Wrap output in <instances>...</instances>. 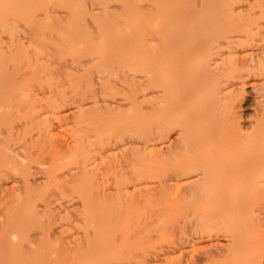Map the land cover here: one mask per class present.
I'll return each mask as SVG.
<instances>
[{"label":"bare ground","instance_id":"obj_1","mask_svg":"<svg viewBox=\"0 0 264 264\" xmlns=\"http://www.w3.org/2000/svg\"><path fill=\"white\" fill-rule=\"evenodd\" d=\"M4 1L5 0H1L0 4L5 3V7H9L7 8L8 11L12 6H18V11L16 10L17 6L15 7V10L17 11V15L15 16H19L20 21L18 23L21 22V24L23 23L22 25L24 27H28L30 36L27 35V37H30V39L29 41L27 40L28 44H26V42H22L21 40L18 42L15 40L13 41L14 43L16 42V45L13 44V49L16 46L14 50L15 55H11L12 46L9 45L8 48L10 49H6L8 52H5L4 50V52L0 51V53L2 52L0 57L2 54H4V58L7 57V53L10 58L11 56L13 58L15 57L14 60H10L11 62H8L9 58L4 59L1 57L4 59L5 65L6 62H8L9 65L14 66L13 69H19V76L17 75L18 77L16 79L14 77V80L12 79L10 83L4 81L7 73L4 74L5 76L3 75L4 77L1 76L6 67L2 69L3 72L0 71V79L2 80L3 78L4 82H0V87H6V89L4 88L5 92H0V102L2 103H0V107L4 108V104H6V108H9L10 110L11 108H17L18 105H21L22 109L24 110V106H29V109H33L35 106L34 103L31 105L32 102L30 99L32 98L27 97L31 95L29 94L31 91H34L33 88L43 85L42 88L45 87L46 89L44 90H48L49 94L51 95L47 101L48 104L46 103L49 105L51 113H55L59 109L61 103L66 98L65 95L67 96V90L68 94L72 96L75 95V97L77 96L81 99L83 98L82 101H85L91 97L93 99V106H91V103L90 105L88 104V106H91L90 109L92 110L96 109L93 111L100 112L105 104L102 105V108H100L101 105L99 104L100 107L98 105L99 97L97 96L98 100L93 98L96 96V85H99L98 87L99 90H101V94L108 97L118 96L122 101L120 103H124V105L121 104V106L126 109L122 110L120 104V107H114V105L112 108L104 107L107 111V117L97 114V119L93 120V122L96 121V123L100 122L102 124L101 120H103L105 125L110 127L109 131L112 134L114 133L116 139H120L122 136L127 135L132 139L139 138L142 140V142H137V144H143V147L138 144L140 148L135 147L133 151L139 154L140 152L138 151L142 152L141 148H143V154L146 156L145 158H148V164L144 166H146V171L149 173V175L158 170H165L167 173H170L169 178L165 181V183L160 184L161 186L165 187L166 190H171L172 188H175L176 190L182 188L183 190L186 187L187 190H189V187H191V189H195V187L204 189V185H216L218 187L222 186L224 188L231 187V189L229 188L228 192L230 191L229 193H231L233 197L235 196V204H237L239 200L242 199L240 202H242L244 205L243 206L240 203L239 205H234L232 202V207L236 206L233 209L234 213L232 212L235 216V221L237 218V221L239 219H243L245 222V219L248 216V218L250 217L251 222L256 225V228L258 227V229L263 232L262 228L264 229V223L261 221H263L264 216L262 217V220L260 217L262 216V209L264 210V202L257 203L258 205H263L262 208H258L260 212L259 214L258 209L255 210L257 213L254 211V208H257V204L256 206L253 204L250 205L246 201L248 204L247 207L252 206L250 208L251 213L249 212L251 214L250 215L248 212L246 213L244 209L245 201L243 200L246 199L244 198V194L246 195L247 193L244 192L241 194V192L244 190L240 189L241 192L239 190L238 191L241 195L238 194L239 197H236L238 192H235V189H232L236 186L235 184L241 183L239 184L240 186H238V188H243L241 186L244 185L248 192L250 190L252 192L253 189L248 190L250 186L253 188V186L258 185V189H260L259 186H263L264 184V0H20L21 2L18 0L20 3L15 0V5L13 3L14 0H6L11 1L7 2L8 5L6 4V1ZM9 3H11V5H9ZM2 6L4 7V5H0V11H2L0 12L2 13L0 14L1 17H4L5 14H15L13 12L15 11L13 10L14 7H12V9L7 13V10H5L6 12L3 11L5 8L2 9ZM43 10L44 14H42ZM39 11L40 15L37 13ZM3 12H5V14ZM41 14L43 15V19L36 20V17L38 18L39 15L40 18ZM14 21L15 20L13 19L11 23L7 18L4 28L6 26L7 27L5 29L0 27V31L6 33L5 31L8 30V26H10V29L15 28L13 27ZM21 29L23 28L21 27ZM28 31L27 33H29ZM7 32H9V30ZM14 34L16 35V33ZM41 55L47 56L46 60L44 56H42L44 61L40 60ZM12 61L13 64L16 62L17 67H15V64H10ZM63 61H69L71 65H69V63V67L65 66L64 64L62 65ZM58 63L59 65L61 64L60 67L65 66L64 68L67 67L68 69L71 68L73 70L71 71L66 69L67 72H61L60 79L65 77L64 81H66L64 82L65 85L62 86L56 84L60 82L59 80V82L55 81V78L59 77H56V74H59V71L56 67L62 70V67L60 68ZM8 69L9 67H7L5 72H7ZM13 69L12 72L15 73ZM54 70H56V72ZM53 72H55V75ZM10 76L12 78V73ZM92 79L95 80L92 81ZM60 83L64 84L62 82ZM117 86L120 87V89ZM245 87L246 89L251 90V93L255 97L253 104L254 108L252 110L253 114H251L247 120H245L246 118L243 116L241 104L245 94ZM7 88H11L12 91L9 89V93ZM54 94H57V98L52 97ZM84 97L87 98L84 99ZM78 101L80 100L78 99ZM83 104L86 103L84 102ZM83 108L84 105L82 104L78 106V110L81 112V114H83L85 109H87L86 112H90L88 111V108ZM7 109L3 110V114L6 113V111L7 113L9 112ZM35 110L36 108L33 109V111ZM86 112H84L83 117L86 116ZM92 113H90L91 119H94ZM104 113L106 114V112ZM3 114L0 116V118H3L2 122H6L11 112H9L8 116H4ZM15 114H17V112ZM19 114H13V117L17 119L23 118L25 114L27 115V113L24 114L22 112L23 117H21L22 115L18 117ZM95 114L96 113H94V116ZM26 118L28 119V117ZM26 118L23 119L26 120ZM61 118L62 117H60V119ZM9 120L6 123L10 122L12 118L10 121ZM63 120L64 118L60 120V123ZM84 120L86 119L84 118ZM42 121L45 122L44 118L40 121V123ZM20 122L22 123V121ZM63 122L65 124V121ZM21 123L20 125L23 124ZM9 124L10 123H8V125L5 124L6 129L9 128ZM45 124L43 125L46 127L47 125ZM33 125L35 126V124ZM85 126V128L88 127L87 124ZM35 128H37V126ZM97 128H100V126ZM2 129L3 132H5V129ZM2 129H0V131ZM9 129L11 130V128ZM88 129H91V126L90 128L88 127ZM94 129H96V127H94ZM96 132L97 130L95 133ZM86 133H88V131ZM94 134L88 136L93 138L92 135ZM3 135L4 134H1L0 136ZM17 136L19 137V134ZM85 136L87 137L86 134ZM18 137L16 138L14 136V139H18ZM26 138L28 139L27 135ZM92 138L90 140H92ZM99 138L96 139V141L98 140L97 143H99ZM14 139H10L9 141L6 140L7 142H5V147H0V175H2L1 173L3 170L5 171L6 167L9 166V171L10 166H12V172L17 171L21 176L26 178L28 176L26 162H19L17 160L18 162L16 161L9 163V161L6 160L7 157L10 158V154L7 153L9 152V143L14 141ZM78 140L79 145L76 149L78 150V154H71V156L65 158L62 165L71 163L73 161L75 163L78 162V164L80 162L83 163L87 158H89V154L86 151V147L84 145L85 143H83V137L80 136ZM24 141L27 140L23 139L19 141L18 144L21 142L24 143H21V145L28 143H25ZM101 141L102 142L100 143H104L103 139ZM109 141L111 142V140ZM0 143H2V141H0ZM89 143H91V141ZM97 143L95 142V144ZM18 144L16 145L15 143L16 147ZM29 146L30 145H25L24 149L29 150ZM20 148L22 150V147ZM70 149H74V147H71ZM110 149L112 150L113 148ZM134 152H132V154ZM15 156L13 155L12 158ZM16 157L18 158V156ZM16 157L14 159H17ZM60 157L63 156L61 155ZM60 157L58 156L57 158L59 159ZM26 158L27 161H29L30 157L27 156ZM45 159H47V157ZM61 159L62 158H60V161ZM43 165L46 166V164ZM36 166L39 167L36 170L39 171V169H42L40 165ZM53 167H55V165ZM53 167L52 170L49 171L48 176L50 183L52 180L54 181V179H56V175H54V173H56V169H59V167ZM77 167L80 168V165ZM139 167L143 166L141 165ZM67 168L69 167L67 166ZM212 169L218 171L219 174L220 172H225L226 174H222L221 177L217 179L212 177V175H209V171H212ZM84 171L79 172L81 175L84 174L83 176H86L84 178H87V175L85 174L89 170L85 173ZM58 173L59 177L61 175L60 173L64 174V172ZM76 173L78 172L76 171ZM36 174L37 173H35V175ZM127 174H129V172ZM140 174L141 172L139 175ZM194 174H196L198 178H192L191 176ZM119 176L117 175V177ZM132 176H134V174H132ZM137 176L138 175H136V177ZM59 177L57 174V179ZM81 177L76 185L73 184L75 186L72 188L73 191L77 192L81 200V209L79 208L80 206L76 208V210L79 209L78 216L80 218L79 221L76 222L80 224L79 232H81V237L78 239L74 249L70 248L71 250L69 249V251L66 248L67 245L64 243V241L62 242L61 239L54 240L52 238L53 236L50 238H52L54 241H51L49 236L52 234L48 236L45 234L47 231L46 229L48 228L47 227L45 229V227L49 226L45 225L47 224L45 222L46 220H52V216L50 218L51 210L47 207V205H49L47 202L50 203L49 201L51 198L50 200H48V198L50 197L49 195L52 196V192L54 194V191H51L52 189H48L49 192L47 193L51 192V194H48V196L42 199L41 193L37 192V189H34L36 186L32 188L29 186L28 182H26L27 185L25 184L26 188L23 195H19V193H17L18 196L16 197L14 195V198L11 196L13 200L11 202L8 201L10 204L6 202V204H4V208H1L3 211L0 210L1 213H3V215L1 214L3 218L0 222V264H133L134 262V264H150L147 262V258H145L146 256H141L142 258L144 257L142 259L139 257V254L137 255V253L140 251L144 252L147 242L152 243L148 240V238L151 239L149 237L151 235L150 233H152L153 230L155 231V229L153 226L150 228V225L156 224L157 226L159 222L165 221H169L170 223V221H172L171 219L174 217L176 219H174L175 222H179H177L178 225H173L172 222L168 224L170 227L166 225L167 228L165 230V224L163 225V223H160V226L162 225V227H164V229L162 228L163 231L161 230L162 232L159 231L160 226L158 225L159 227L157 228L159 229L156 231L160 232V234L157 236L161 235L163 237L167 235L169 231L172 232L171 230L176 232V230H174L176 229L175 226L180 227V224H182V229H185V224H188L189 221H192L188 220L190 215L194 216L193 223L191 222L193 225H190L191 227L189 231L185 229L186 232L182 231L180 227L179 234L182 238H179L181 240L178 246H180V253L187 254L185 245H189V243L192 244V259L194 260H191L193 263L187 260H181L180 263L177 264H183L184 262H189L191 264H201L202 258H200V256L203 257V255H205L206 257L203 258H206L207 260H215L212 258H214V256L216 258V256L219 255L218 253L217 255L212 253V248L220 247L219 243L214 244L211 242V244L209 243L208 246L202 247L204 245H202L201 242L204 241L205 237V239L208 238L207 241L210 240V238L213 239L212 234L218 233L220 230L215 233L210 232L213 231V229L216 231L217 228L215 229L216 226H214V223L216 224L217 222L212 220L213 217L211 219L212 215L210 216L209 214V216H207V213L204 214L206 207L200 206L198 204V200H196L198 202H191L189 205H186L188 200L189 202L194 200L191 199L194 198V196L192 197L193 194H190L191 197L188 195L187 198L186 196L182 198V196L179 195L180 198H176L179 203L175 202L174 204H177V206L174 208L172 207L171 211L167 214L164 213L163 205V208L161 207L162 210H160L161 208L158 210L160 212L163 211L162 214H164L161 215V213L158 212L155 217V219L157 218L156 221L154 223H150L147 219H144L143 221L140 220L142 218V214L145 215L147 209L144 207L145 213H143L144 210L140 211L138 208H136L135 204H138L137 200H135L133 196L127 195V192L125 194L121 186H116L115 191L113 192L114 194L110 192L113 194V198H111L112 194L110 193L109 195H106V193L103 194V197L111 195L109 199H107L108 197L106 199L102 198L100 194L99 196L101 197H98L97 203H94L92 200L97 196V193L95 194L94 192L95 188L93 190L94 193L92 192V194H95L96 196L93 195V199L91 200L89 195L91 192L89 189L87 192L90 193H85V183L88 179H85L84 182ZM62 178L65 179V177ZM72 178L70 176V179ZM140 178L142 177H139V179ZM70 179L68 180L71 181ZM78 179L79 176L75 180L78 181ZM128 179H130V177ZM19 181L20 180H18V182ZM71 182H74V180ZM31 183L34 184V182ZM67 183L65 184L67 185ZM93 183L95 184V180L92 182V184ZM123 183H125L124 180ZM18 184L16 185L17 187ZM233 185L234 187L232 188ZM19 186H21V184ZM61 186L62 185H60V187L58 186V188L63 189V186ZM193 186L194 188H192ZM38 187H40V184ZM100 187L101 185L97 188L100 190ZM163 187H161L162 191L164 189ZM197 188L194 190L196 193H198L197 191L199 190ZM175 189L174 191H176ZM55 192H57V195L60 194L58 191ZM178 192H181V190H178ZM219 192L220 191L218 190V193ZM55 194L53 197L56 196ZM62 194L65 196L60 194V197L58 198L63 196L62 200L63 198L65 200V197H67L66 195L69 193L67 194L65 189V192ZM142 195H144V193ZM126 196H131L134 201H136V203L133 204L131 202H127V200L129 201V198L126 199ZM134 196L136 195L134 194ZM224 196L226 198V195ZM248 196L246 195L247 198ZM141 197L143 198V196ZM200 197L202 198V196ZM253 197H255V195ZM41 199L42 201H46V207L49 209L48 210L45 207L46 210L43 213L41 210H39L40 208H38L40 206L37 207V203ZM53 199L54 201H57L55 198ZM176 199L174 201H177ZM180 200H183V203L182 201L180 202ZM200 200L203 201L204 198ZM229 200L231 201L232 199ZM44 201L43 203H45ZM207 203H209V201ZM218 204L222 206L221 203L217 202L216 205ZM226 204L227 202L223 205L224 208L222 207L223 210H226L225 212L231 208L230 203H228L229 208L225 206ZM142 207L143 206H141V209H143ZM207 208H210V212L211 206H208ZM65 209H67V207ZM164 209L168 210V207H165ZM216 211H213V216H221L219 215V210ZM231 211L232 210H230L229 214ZM253 213H255V215ZM262 214L264 215V213ZM73 216L75 217V214H73ZM176 216L179 217L176 218ZM146 217L143 216V218ZM227 218H229V215ZM43 219H45V222ZM229 219H231V217ZM251 222L246 223V226ZM53 223L55 222L53 221ZM239 224H241V221ZM171 225H173L172 229ZM51 226L52 225H50V227ZM226 227L227 226H225L226 231L224 236L228 238L226 235L229 234V237L231 238L227 239L228 241L230 240L231 244L229 245L228 242V245L226 246L227 248L224 247L226 248L225 251L229 253L227 258L231 254V257L241 255L240 253L242 252L244 246L247 247L246 251L248 248H251V246H253V249L255 250L258 243H260L257 242V244H255L256 241H258L255 239L257 234L255 233L256 236L254 237V232H250L254 237V240H252L253 237H250L251 241H248L249 245H251V242L253 244L248 247L249 245H246L248 242H243L240 236L236 234L237 232L233 233V231H230V233H227V231L229 232L231 229V226H228L227 229ZM234 228L237 227L234 226ZM44 229L46 231H44ZM177 230L179 231L178 227ZM35 231H37V233L40 231V233L37 235ZM203 232H205V237L203 236ZM210 233L211 236L209 235ZM181 234H186V237H183ZM238 234H240V232H238ZM244 234L245 233H243V235ZM169 235L171 237V233ZM56 236L59 235L57 234ZM175 238L178 239L177 236ZM243 238L245 239L244 236ZM170 241L174 242L172 240ZM197 243H201V246L199 247L198 245V248L195 246ZM71 244L72 243H70V245ZM176 244L178 243L176 242ZM246 247H244V249ZM152 248L154 249L153 246ZM205 248V253L200 251L205 250ZM198 250L204 254L200 255V252L197 253L200 256L194 254L195 251L198 252ZM155 253L157 252L155 251ZM242 253H244V250ZM194 255H196V257H194ZM220 255L222 257L226 254H221L220 252ZM239 257L241 259L242 256ZM134 258H136V260ZM206 259H203V261ZM221 259L222 258H220V260ZM247 261L248 260H246V262ZM238 262L239 264L244 263H242V259H238L237 263ZM248 263L257 264L256 262ZM260 263L264 264L262 261ZM233 264H236V262Z\"/></svg>","mask_w":264,"mask_h":264},{"label":"rangeland","instance_id":"obj_2","mask_svg":"<svg viewBox=\"0 0 264 264\" xmlns=\"http://www.w3.org/2000/svg\"><path fill=\"white\" fill-rule=\"evenodd\" d=\"M1 1V0H0ZM3 1V0H2ZM6 1V0H5ZM4 1V2H5ZM16 1H18V0H16ZM20 1V0H19ZM18 1V2H19ZM22 1V0H21ZM20 1V2H21ZM7 2H11V1H6V4L8 5V3ZM19 2V3H20ZM14 5H15V0H14ZM3 5H4V7L2 6L1 8L2 9H4L3 11H5V10H7V8H9V7H5V3H2ZM2 4H0V5H2ZM6 5V6H7ZM9 5H11V3H9ZM17 6V5H16ZM15 6V7H16ZM12 7H14V6H12ZM12 7H11V9H12ZM15 7L13 8V10H15ZM10 9V10H11ZM18 9V6H17V8H16V10ZM9 10V11H10ZM13 11L15 14H13V15H11V14H9V15H6L5 14V12H3L5 15H4V17L2 16H0V27H3V29H5L4 28V26L6 25V21H7V18H8V21L10 20V22L12 23V20L14 19L15 21H14V24H13V27H15V28H13V29H10V26H8L9 28H8V30H9V32H7V31H5V30H3V31H5L6 33H4V32H1L0 31V41H2V42H0V48L2 47V46H4V47H2L1 49H0V51H5V52H8V51H6V49H10V48H8L9 46H12V49H13V47H14V45L13 44H15L13 41L15 40V41H19V40H21L22 42H26V44H28V41H29V39H30V37L28 38L27 37V35H29L30 34V32L28 31V27H24L22 24H21V22L20 23H18L20 20H19V16L18 17H16L15 15H17V11ZM20 10V9H19ZM8 10H7V13L9 12ZM0 12H2V11H0ZM38 14L40 13V11L39 12H37ZM0 14H2V13H0ZM42 14H44V10H43V13ZM41 14V16H40V18H39V15H38V18L36 17V20H41V19H43V15ZM60 17V16H59ZM10 18V19H9ZM35 20V21H36ZM17 21V22H16ZM8 23V22H7ZM10 23V24H11ZM9 24V25H10ZM17 24V25H16ZM20 24V25H19ZM22 25V26H21ZM28 26V25H27ZM21 27L23 28V29H21ZM12 28V27H11ZM30 28V27H29ZM26 29H27V31L29 32V33H27V31H26ZM31 29V28H30ZM25 30V31H24ZM14 33H16V35L14 34ZM16 36V37H15ZM25 36H26V38H25ZM30 36V35H29ZM13 37V38H12ZM7 38V39H6ZM13 39V40H12ZM28 40V41H27ZM9 45V46H8ZM16 45V44H15ZM15 48H16V46H15ZM15 48L12 50L11 49V51H12V54L11 55H15ZM44 48V47H43ZM43 50H45V49H43ZM3 51V52H4ZM46 51L48 52V50L46 49ZM2 53V52H1ZM1 53H0V55H1ZM3 55L4 54H2V56L1 57H3ZM10 55V56H11ZM47 55V54H46ZM7 57H5V58H9V60H8V62H11L10 60L12 59V60H14V58L11 56V58L8 56V53H7V55H6ZM42 56H44L45 57V60H46V57L47 56H45V55H41V57H40V60H43L44 58H42ZM0 57V71L1 72H3L2 71V69H4L5 67V70H4V72H3V74L1 75L2 77H4L5 75L4 74H6V76H5V82H8V83H10V81L13 79L14 80V77H15V79L19 76L18 74H19V69L17 68H15V69H13V67L14 66H12V65H9V63L8 62H6V60H5V62H6V65L4 64V59L3 58H1ZM42 58V59H41ZM44 61V60H43ZM66 62V61H65ZM64 61L62 62V65L64 64L65 66H68V63H69V65H71L70 64V62L69 61H67L66 63H65ZM10 64H13V61H12V63H10ZM14 64H15V67H17V64H16V62H14ZM13 64V65H14ZM67 64V65H66ZM58 65H59V63H58ZM57 65V66H58ZM61 65V64H60ZM60 65H59V67H60ZM2 66V67H1ZM64 66V67H65ZM7 67H9V69H8V71L7 72H5L6 70H7ZM62 67V70L61 69H58V67H56L57 68V70L59 71V74L57 73L56 74V77H58V78H55V81H60V82H62V83H64V82H66V81H64L65 79V77L63 78V79H60L61 77V72L62 71H64V72H67V70H71V71H73L71 68L70 69H68L67 67L66 68H64L63 66H61ZM60 67V68H61ZM69 67V66H68ZM12 69L14 70V72L15 73H13L12 72ZM67 69V70H66ZM55 72H56V70H54ZM1 72H0V74H1ZM55 72H53L54 73V75H55ZM12 73V78H11V76H10V74ZM9 74V75H8ZM4 75V76H3ZM14 75H16V76H14ZM18 75V76H17ZM9 76H10V80H9ZM1 77V78H2ZM62 77H63V75H62ZM63 80V81H62ZM95 80V79H94ZM93 79H92V81H94ZM58 81V82H59ZM0 82L2 83L3 82V78H2V80L0 79ZM45 82V81H44ZM56 83L57 85H65V83L64 84H61V83ZM4 83V82H3ZM43 86V85H42ZM42 86H36L35 88H33V92L31 91L29 94H31V95H27L28 97L27 98H29V97H31L32 99H30L31 100V102H32V104L31 105H33V103H34V108H36V110L35 111H33V109L32 108H30L29 109V106H27V107H23V108H25V110L24 109H22V106L21 105H18L17 106V108H11V110L8 108H6V104H4L3 106H4V108L3 107H0V113H2L3 114V110H8L9 112H11V114H9V112L7 113V111H6V113H4L3 115L5 116V115H7L8 116V114L11 116H8V119L6 120V122L10 119L11 120V118H12V120L10 121V122H8V123H10L9 124V128H11V130L13 131H11L9 128H7L8 129V131H7V129H6V125L5 124H7L8 125V123H6V122H2V119L0 118V121H1V123H0V129H2V128H4L5 130V132H3V129L0 131L1 132V134H4L3 136H0V141H2V143H0V147H5V142H7V141H9L10 139H14V136L17 138L18 136V134H19V137H18V139H14V141H11L9 144H10V146H9V144H8V146H9V152H12V153H9V152H7V150H6V152L8 153V154H10V155H16V156H18V158L17 159H14V158H12V156H10L9 155V157L10 158H12V159H10V158H6V160H8L9 161V163H11V162H16L17 160L19 161V162H26V170H27V172H28V176L26 177V178H24L23 176H21L20 175V173L19 172H15V171H13L12 172V166H10V170L8 171V169H9V166L8 167H6L5 168V171L3 170V172L1 173L2 175H0V183L2 184H0V210H2L1 208H4V204H6V202H11L12 200H13V195L16 197V196H18L17 195V193H19V195H23V193L25 192L24 190H25V188H26V185H27V183L26 182H28V184H29V186L30 187H32V188H34L35 186L37 187H35L34 189H37L38 191L37 192H40L41 193V197H42V199L43 198H45L46 196H48V194H51V192L50 193H47V192H49V190H51V191H54V194L56 195V196H54L53 197V192H52V196L51 195H49L50 197L48 198V200H50V198H51V200L49 201L50 203H48L47 202V204H49V205H47V207L51 210V212H50V218H51V216H52V220L50 219L49 221H50V223H49V221L48 220H46V222H45V219H43L44 220V222L45 223H47V224H45V225H49V226H46L45 227V229L47 230H45L44 229V231H46V235L48 236V235H51V236H49V238L50 237H52L54 240H59V239H61V241L63 242L64 241V243H66V248L69 250L70 248H73L74 249V247H75V245L77 244V242H78V239L81 237V232H79L80 231V229H79V226H80V224H78L77 222L79 221V209H77L76 210V208H78L79 206H80V203H81V200H80V198H79V195L77 194V192L76 191H73L72 190V188H74V186L79 182V180H80V177L84 180V182H85V179H88V180H86V183H87V185H86V183H85V193H90L89 195H90V197H91V200L93 199V195H95L96 193H97V196H96V198L94 197V199H95V201H94V199L92 200L94 203L96 202L97 203V199H98V197L100 198L101 196H102V198H104V199H106L107 197V199H109V197L111 196H104L103 197V194L104 193H106V195H109V193L110 192H114L115 191V188H116V186H121V188H123V191H124V193L126 194V192L128 193L127 195H131V196H133V198L135 199V200H137V203L138 204H135L136 203V201H134V199L131 197V196H126L127 198L126 199H128L129 198V201L127 200V202H131V203H133V204H135V206H136V208H138L140 211L142 210H144L145 208L147 209L146 210V213H145V210L143 211V213H145V215H143L142 213V218L140 219L141 221H143L144 219H147L150 223H154L155 221H156V219H155V217H156V214L158 213V212H160L158 209L159 208H161L163 205V207L165 208V207H168V210L166 209H164L163 207V210H164V213L165 214H167V213H169L170 211H171V208L173 207H176L177 206V204H174L175 202L176 203H179L178 202V198H180L179 197V195L180 196H182V198L183 197H185L186 196V198H187V196L189 195L190 197H191V195L190 194H193L192 195V197L194 196V198H191V199H194L193 201H190L189 202V200L187 201V204L186 205H189L191 202H198V204L200 205V206H205L206 207V209L205 210H208V211H205L204 210V214L205 213H207V216H209V214H210V216H211V219H212V217H213V219L212 220H214L215 222H217L216 224L214 223V226H216L215 227V229H216V231H214V229H213V231H210V232H213V233H215V232H218L219 230H220V232H218V233H215V234H212L213 235V239L212 238H210V240H208L207 241V239H205L206 237H205V232H203V236L205 237L204 238V241L203 242H201L202 243V245H204V246H202V247H206V246H208L209 245V243L211 244V242L212 243H219L220 244V247H218V248H212L211 250H212V253L213 254H216L217 255V253L220 255V252H221V254H226L224 257L222 256L221 257V255L219 256H216V258H215V256H214V258H212V259H215V260H207L206 258H203V257H206L205 255H203V257H201L200 255H202V254H204L205 252H206V248H205V250H200L201 252H204V253H201L199 250H198V252L197 251H195V253L194 254H197V253H199L200 252V255H198V256H200V258H202V263L201 264H221V262H222V264H233V263H235L236 262V264H239V262L237 263V261H238V259L239 260H241L242 259V263L244 262V263H248V262H256L257 264H259L261 261L264 263V229L262 228V230H263V232L260 230V229H258V227L256 228V225L253 223V222H251V220H250V217L248 218V216H247V218L245 219V222H244V220H243V222H242V220L241 219H239L240 221H241V224H239V222L237 221V218H236V221H235V216L233 215V213H234V211H233V209H234V207H236V206H234V207H232L233 206V203H234V205H239V203L240 204H242V202H240V200H242V199H240L239 200V202L237 203V204H235V200H234V197H233V195H231V193H229L228 192V190H229V188L231 189V187H229V188H224V187H222V186H220V187H218V186H216V185H204V189L202 188V189H199V187L197 188V187H195V189H191V187H189L188 189L189 190H187L186 188H184L183 190H182V188L181 189H178L179 191L181 190V192H178V190H176L175 188H172L171 190L170 189H167L166 190V188L165 187H163V186H161L160 184H162V183H165V181L169 178V176H170V173H167L165 170H158V171H155L154 173H152V174H150L149 175V173L146 171L147 169H146V166H144V165H147L148 164V158H145L146 156L143 154V148H141L142 149V152L141 151H138V152H140L139 154H137V152H134L133 151V149L135 148V147H137V148H140V146H142L143 147V144L141 145V144H139L140 142H142V140H140L139 138H131V137H129V136H127V135H124V136H122V138H120V139H116L115 138V135H114V133L112 134L110 131H109V129H110V127L109 126H107V125H105V122L103 121V120H101V122H102V124L99 122V123H96V121L95 122H93V120H96L97 118H96V115L97 114H101V115H104L105 117H107V111L105 110V108H112L113 107V105H114V107H118L119 106V104H120V106H121V104L122 105H124V103H120V102H122L120 99H119V97L117 96H105V95H103V94H101V90H99V85L97 86L96 85V96H94L93 98L95 99V100H98V98H97V96L99 97V100H98V105L100 104L101 105V107H100V105H99V107L100 108H102L103 106L102 105H104V107L101 109V111L100 112H97V111H93V110H96V109H90L91 108V106H93L92 104H93V99L91 98V97H89V96H87V97H89V99H86L85 97H84V99H86L85 101H82L83 100V98L81 99L80 97H75V95L74 96H72V95H70V94H68V90L66 91L67 93V96L65 95V99H64V101L61 103V105H60V107H59V109L55 112V113H51L50 112V107H49V105H47L48 103H47V101H48V99H49V97H51V95L49 94V92H48V90H44V89H46L45 87L44 88H42ZM118 87V86H117ZM4 88L6 89V87H0V92H5L4 91ZM119 89H120V87H118ZM9 89H11V88H7V90H8V92H9ZM6 90V91H7ZM38 90V91H37ZM247 90V91H246ZM11 91H12V89H11ZM44 91V92H43ZM100 92V93H99ZM7 93V92H6ZM10 93V92H9ZM43 93V94H42ZM69 95V96H68ZM12 96V95H11ZM15 96V95H14ZM245 96V97H244ZM244 96H243V101H242V109H243V116L246 118L245 120H247L250 116H251V114H253V112H252V110H253V108H254V101H255V97H254V95L251 93V90H249V89H246V87H245V94H244ZM13 97V96H12ZM52 97H54V98H57V94L55 95L54 94V96H52ZM73 97V98H72ZM78 99L80 100V101H78ZM102 101H101V100ZM109 101H108V100ZM76 100V101H75ZM106 100H107V102H106ZM72 101V102H71ZM87 101V102H86ZM92 101V102H91ZM112 101H114V102H112ZM74 102V103H73ZM86 103V104H83V103ZM1 103V102H0ZM47 103V104H46ZM90 103H91V106L89 107L88 106V104L90 105ZM2 104V103H1ZM1 104H0V106H1ZM46 104V105H45ZM80 104H82V105H84V108L83 109H85V108H88V111H90V112H86L87 111V109H85L84 111H83V114H84V112H86L85 113V117H83L84 115L83 114H81V112H79V110H78V106L80 105ZM107 104V105H106ZM43 105H44V107H43ZM86 105V106H85ZM109 105V106H108ZM116 105V106H115ZM76 106H77V108H76ZM108 106V107H107ZM119 106V107H120ZM15 107V106H14ZM6 108V109H5ZM14 109H15V112H14ZM17 109V110H16ZM18 109H19V113H21V114H19L18 113ZM22 109V110H21ZM121 109L122 110H125L126 108H123L122 106H121ZM25 114V113H27V115L25 114L24 115V117H23V115H22V112ZM24 110V111H23ZM48 110V111H47ZM33 113H32V112ZM13 112V113H12ZM17 112V114H19L18 115V117H20V115H22L21 117H23V118H26V117H28V119L26 118V120H24L23 118H15V117H13L14 115H17V114H15ZM59 112V113H58ZM75 112V113H74ZM93 112V113H92ZM104 112H106V114L104 113ZM39 113H41V114H39ZM44 113V114H43ZM63 113V114H62ZM90 113H92L93 115V118L94 119H91V114ZM94 113H96L95 114V116H94ZM2 114H0V116L2 115ZM14 114V115H13ZM75 114V115H74ZM39 115V116H38ZM6 116V117H7ZM30 116V117H29ZM38 116V117H37ZM62 117V118H64V120L63 121H65V124H64V122L62 121L61 123H60V120H62V118L60 119V117ZM64 116V117H63ZM73 116V117H72ZM87 116H89V117H87ZM10 117V118H9ZM17 117V116H16ZM87 117V118H86ZM13 118H15V119H13ZM44 118V120H45V122L44 121H42L41 123H40V121L42 120ZM84 118L86 119V120H84ZM22 119V120H21ZM32 119V120H31ZM41 119V120H40ZM92 120V123H91V120ZM34 120H35V122H34ZM90 121V122H88V121ZM20 121H22V123L20 122ZM82 121H84V122H82ZM105 121H106V119H105ZM82 122V123H81ZM88 122V123H87ZM20 123L22 124V125H20ZM46 123V124H45ZM72 123V124H71ZM78 123V124H77ZM33 124H35V126L33 125ZM43 124H45V125H47L46 127L43 125ZM87 124V126L90 128V126H91V129H88V127L87 128H85L86 125ZM3 125H5V126H3ZM71 125V126H70ZM75 125V126H74ZM92 125H94V126H92ZM97 125V126H96ZM100 126V128H97V127H99ZM26 126H27V128H26ZM37 126V128H35ZM85 126V127H84ZM16 127V128H15ZM78 127V128H77ZM81 127V128H80ZM94 127H96V129H94ZM44 128H47V129H44ZM80 128V129H79ZM85 128V129H84ZM43 129H44V131H43ZM49 129V130H48ZM79 129V130H78ZM100 129V130H99ZM20 130V131H19ZM39 130V131H38ZM46 130V131H45ZM97 130V132L95 133V131ZM28 131V132H27ZM30 131V132H29ZM38 131V132H37ZM85 131V132H84ZM88 131V133H86ZM3 132V133H2ZM84 133V135H83V133ZM101 132V133H100ZM105 132H106V134H105ZM36 133V134H35ZM46 133V134H45ZM53 133V134H52ZM95 133V134H94ZM0 134V135H1ZM10 134V135H9ZM85 134L87 135V137L85 136ZM91 134H94V135H92L93 136V138L92 137H90L91 136ZM105 134V135H104ZM13 135V136H12ZM26 135H27V137H28V139L26 138ZM29 135V136H28ZM88 135H90V136H88ZM99 135V136H98ZM10 136V137H9ZM80 136H82L83 137V139H84V142L83 143H85L84 145H85V147H86V151L88 152V157L89 158H87L83 163H81L79 160V164H78V162H71V163H68V164H64V165H62V163H64V159L65 158H68L69 156H71V154H73V155H75V154H78L77 152H78V150H76L77 149V146L79 145L78 143H79V137ZM9 137V138H8ZM11 137H13V138H11ZM43 137V138H42ZM50 137H54V138H50ZM57 139H56V138ZM100 137V138H99ZM105 137V138H104ZM113 139H112V138ZM26 138V139H25ZM32 138V139H31ZM34 138V139H33ZM42 138V139H41ZM50 138V139H49ZM92 138V140H90ZM99 138V143H97L98 142V140L96 141V139H98ZM111 138V139H110ZM3 139H4V141H3ZM27 140V141H24L25 143L26 142H28L27 144H25V145H30L29 147H30V149L29 150H25L24 149V147H25V145H23L24 143L23 142H21V143H23L22 145H21V143H19L18 144V142L19 141H21V140ZM38 139H40V140H38ZM54 139V140H53ZM68 139H69V141H70V143H69V141H68ZM76 139V140H75ZM103 139V142L104 143H100V142H102L101 140ZM105 139H107V140H105ZM7 140V141H6ZM19 140V141H18ZM33 140V141H32ZM109 140H111V142L109 141ZM134 140V141H133ZM17 141V142H16ZM30 141V142H29ZM91 141V143H89ZM136 141V142H135ZM33 142H35V143H33ZM41 142V143H40ZM51 142V143H50ZM56 142H57V144H56ZM93 142V143H92ZM95 142L97 143V144H95ZM129 142H130V144H129ZM133 142V143H132ZM135 142V143H134ZM137 142H139L138 144L140 145V146H138V144H137ZM15 143H16V145L18 144V146L16 147V145H15ZM40 143V144H39ZM103 144V145H102ZM106 144V145H105ZM116 144V145H115ZM133 144V145H132ZM137 144V145H136ZM14 145V146H13ZM21 145V146H20ZM73 145V146H72ZM109 145V146H108ZM132 145V146H131ZM22 147V150H21V148L20 147ZM58 148H57V147ZM61 146V147H60ZM65 146V147H64ZM70 146V147H69ZM115 146V147H114ZM123 146V147H122ZM67 147V148H66ZM71 147H74V149H70ZM96 147V148H95ZM99 147V148H98ZM110 148H113L112 150L110 149ZM117 148V149H116ZM136 148V149H137ZM12 149V150H11ZM34 149V150H33ZM49 149H51V150H49ZM89 149V150H88ZM93 149V150H92ZM95 149V150H94ZM114 149H116V150H114ZM127 149V150H126ZM11 150V151H10ZM18 150V151H17ZM20 150V151H19ZM37 150V151H36ZM58 150V151H57ZM65 152H63V151ZM131 150H132V152H134L133 154H132V152H131ZM14 151V152H13ZM33 151H34V153H33ZM51 151V152H50ZM61 151V152H60ZM69 151H70V153H69ZM111 151V152H110ZM22 152H24V153H22ZM48 152H49V154H48ZM100 152V153H99ZM128 152H130V153H128ZM14 153H16V154H14ZM52 153V154H51ZM127 153V154H126ZM137 155H136V154ZM7 154V155H8ZM20 156H19V155ZM34 154V155H33ZM46 154H48L47 156H45ZM63 156V157H60L61 155ZM128 154H130V155H128ZM31 155V156H30ZM64 155H65V157H64ZM110 155V156H109ZM119 155V156H118ZM122 155H123V158H122ZM30 157V159H29V161H27V158L26 157ZM44 156V157H43ZM60 157V158H62L61 159V161H60V158L58 159L57 157ZM107 156V157H106ZM144 158H142V157ZM47 157V159H45ZM32 158V159H31ZM77 158V157H76ZM91 158V159H90ZM122 158V159H121ZM133 158V159H132ZM21 159H25L24 161L23 160H21ZM37 159V160H36ZM50 159V160H49ZM57 159V160H56ZM121 159V160H120ZM45 160V161H44ZM59 160V161H58ZM97 160V161H96ZM103 160V161H102ZM17 161V162H18ZM41 161V162H40ZM44 163H43V162ZM53 161V162H52ZM57 161H58V164H57ZM125 161H127V162H125ZM37 162H38V164H37ZM120 162V163H119ZM124 162V163H123ZM52 163V164H51ZM126 163V164H125ZM43 164H46V166H47V168H46V166L45 165H42ZM56 164H57V166H56ZM92 164V165H91ZM36 165H40V167L42 168L41 170L39 169V171L38 170H36V169H38L39 167L38 166H36ZM55 165V167H53ZM62 165V166H61ZM79 166L80 165V168L79 167H77V166ZM117 165V166H116ZM124 165V166H123ZM143 166V167H139V166ZM35 166V167H34ZM67 166L69 167V168H67ZM77 167V168H75V167ZM33 167V168H32ZM52 167L53 168H57V167H59V169H56V173H54V175H56V179H54V181L52 180V182L50 183L49 182V179H48V176H49V171H51L52 170ZM65 167V168H64ZM75 169H74V168ZM90 167H91V169H90ZM92 167H93V169H92ZM117 167V168H116ZM145 167V168H144ZM31 168V169H30ZM61 168V169H60ZM73 168V169H72ZM87 170H86V169ZM125 168V169H124ZM132 168H134V169H132ZM63 169V170H62ZM102 169V170H101ZM129 171H128V170ZM138 169V170H137ZM32 170V171H31ZM35 170V171H34ZM67 170V171H66ZM74 170H75V172H74ZM85 170V171H84ZM89 170V171H88ZM92 170H93V172H92ZM108 170V171H107ZM118 170H119V172H118ZM229 170V169H228ZM7 171V172H6ZM30 171V172H29ZM76 171L79 173H76ZM81 171H84V173L86 172V171H88V172H90V173H88V172H86V174L85 175H87V178H84V177H86V176H83V175H81V173L80 172ZM103 171V172H102ZM121 171V172H120ZM31 172H32V175H31ZM58 172H64V174L63 173H60L61 175H60V177H59V173ZM93 174H92V173ZM109 172H110V174H109ZM129 172V174H127ZM141 172V174L139 175V173ZM232 172V171H231ZM247 172V171H246ZM35 173H40V174H36L35 175ZM83 173V172H82ZM249 173H250V171H249ZM42 174H44V175H42ZM57 174H58V179H57ZM132 174H134V176H135V178H134V176H132ZM222 174H226L225 172L224 173H222V172H220V174H219V172L218 171H216L215 169H212V171L210 170L209 171V175H212V177H215V178H219V177H221V175ZM254 174V173H253ZM35 175V176H34ZM68 175H70L71 176V178L72 179H70V176H68ZM73 175H75V176H73ZM95 175V176H94ZM103 175H104V178H103ZM117 175L119 176V177H117ZM126 175H128L129 177H130V179H128L129 177L128 176H126ZM136 175H138L137 177H138V179H139V177H142V178H140L139 180L137 179V177H136ZM142 175V176H141ZM143 175H144V177H143ZM146 175V176H145ZM209 175H208V178H209ZM16 176H18V177H16ZM65 177V179L64 178H62V177ZM78 176H79V179H78V181L77 180H75V179H77L78 178ZM255 176V175H254ZM35 177V178H34ZM41 177V178H40ZM192 178L193 177H197V175L196 174H194V175H192L191 176ZM17 178V179H16ZM19 178V179H18ZM23 178V179H22ZM32 178V179H31ZM34 178V179H33ZM90 178V179H89ZM198 178V177H197ZM197 178H194V179H197ZM64 179V180H63ZM68 179H70L71 181L72 180H74V182H71V181H69ZM99 181H98V180ZM131 179H132V181H131ZM2 180V181H1ZM4 180V181H3ZM18 180H20L19 182H18ZM29 180V181H28ZM68 180V181H67ZM94 180H95V184H94V187H93V184H92V182H94ZM123 180H124V182L125 183H123ZM130 180V181H129ZM51 181V180H50ZM66 181V182H65ZM89 181H91V182H89ZM221 181V180H220ZM31 182H34V184L33 183H31ZM36 182V183H35ZM64 184H63V183ZM68 182V183H67ZM69 182H70V185H69ZM88 182H89V184H90V187H89V184H88ZM99 182V183H98ZM102 182V183H101ZM123 183V186H122V183ZM19 183V184H18ZM37 183H39L40 184V187H38V185L39 184H37ZM49 183V184H48ZM65 183H67V185L65 184ZM18 184V187L16 186ZM21 184V186H19ZM24 184V185H23ZM26 184V185H25ZM73 184H75V185H73ZM125 184H126V187H125ZM239 184H241V183H237V184H235L236 186L234 187V185L232 186V190H234L235 189V192H238L236 195V197H239L238 196V194H239V191L241 192V190H244L243 192H241V194H243L244 192H246L247 194V196H248V198L246 197V195L244 194V198H246V199H244L243 201H245L244 203H245V211H246V213L248 212V214H250L251 213V211H250V208L252 207V206H250V205H255L256 206V204L257 203H260V202H264V184H263V186H259L260 187V189H258V185L257 186H253V188H251V186L249 187V189L248 190H250V189H253L252 190V192H251V190L248 192L247 191V189H246V187H244V185H242L241 187H243V188H238V186H240ZM12 185V186H11ZM34 185V186H33ZM55 185V186H54ZM56 185H58L59 187H60V185H62L63 186V189L61 188H58V186H56ZM69 185V186H68ZM101 185V187H100V190H99V188H97V187H99ZM109 185V186H108ZM159 185H160V187H159ZM4 187V188H2V187ZM13 186H15V187H13ZM61 186V187H62ZM88 188H87V187ZM70 189H69V188ZM112 187V188H111ZM132 187V188H131ZM161 187H163L164 189H163V191L161 190ZM213 187V188H212ZM226 187V186H225ZM255 187V188H254ZM257 187V188H256ZM69 189V191H68V189ZM94 188H95V190H94ZM129 190H128V189ZM192 188H194V186L192 187ZM196 188L197 189H199L197 192L198 193H196V192H194V190H196ZM220 191L219 193H218V190ZM248 188V187H247ZM10 189V190H9ZM13 189V190H12ZM44 189H46V190H44ZM49 189V190H48ZM65 189H66V193L68 194V195H66L67 197H65V200H64V198H63V200H62V197L63 196H65L64 194H62L63 192H65ZM89 189V191L90 192H87V190ZM92 189V190H91ZM114 189V190H113ZM174 189L177 191H174ZM193 190V191H191V190ZM241 189V190H240ZM256 189V190H255ZM16 192H15V191ZM71 190V191H70ZM93 190H94V192H95V194H92V192H93ZM107 190V191H106ZM174 191V193H173V191ZM202 190V191H201ZM237 190V191H236ZM239 190V191H238ZM246 190V191H245ZM262 190V191H261ZM14 191V192H13ZM20 191V192H19ZM22 191V192H21ZM55 191H58L61 195H63L61 198H58V197H60L59 195H57V192H55ZM68 191V192H67ZM103 191V192H102ZM109 191V192H108ZM146 191V192H145ZM172 191V192H171ZM191 191V192H190ZM217 191V192H216ZM259 191V192H258ZM11 194H10V193ZM62 192V193H61ZM93 192V193H94ZM141 192H142V194L144 193V195H142L141 194ZM166 194H165V193ZM235 192H233V193H235ZM251 192V193H250ZM261 192V193H260ZM7 193V194H6ZM16 193V194H15ZM99 193V194H98ZM112 193H110V194H112ZM172 195H171V194ZM179 193V194H178ZM181 193V194H180ZM219 195H218V194ZM224 193V194H223ZM228 193V194H227ZM232 193V194H233ZM256 193V194H255ZM6 194V195H5ZM87 194V195H88ZM101 194V196H99ZM114 194V193H113ZM113 194H112V197L111 198H113ZM134 194L136 195V196H134ZM177 196H176V195ZM215 194V195H214ZM241 194H239V195H241ZM259 194V195H258ZM138 195V196H137ZM151 195V196H150ZM202 196V198L200 197V196ZM224 195H226V198L229 200V199H232L231 201L229 200H227L226 198H225V196ZM228 195V196H227ZM255 195V197H253ZM13 198H12V197ZM68 196H70V197H68ZM73 196V197H72ZM141 196H143V198L141 197ZM197 196V197H196ZM199 196V197H198ZM4 197V198H3ZM6 197V198H5ZM77 197V198H76ZM132 199H131V198ZM145 197V198H144ZM152 197V198H151ZM230 197V198H229ZM243 197V196H242ZM11 198V199H10ZM46 198V199H47ZM53 198H55V200H57V201H54V199ZM58 198V199H57ZM68 198V199H67ZM70 198H71V200H70ZM137 198V199H136ZM151 198V199H150ZM177 200V201H174L175 199ZM198 198V199H197ZM204 198V200L202 201V200H200V199H203ZM209 198H210V200H209ZM214 198H217V199H214ZM224 198H225V200H224ZM6 199V200H5ZM9 199V200H8ZM42 199L37 203L38 205H37V207L38 206H40V207H38V208H40L39 210H41L42 211V213L43 212H45V207H46V201H44L45 203H43V201H42ZM45 199V200H46ZM145 201H144V200ZM173 201H171V200ZM256 199H257V201H256ZM47 200V201H48ZM133 202H132V201ZM148 200V201H147ZM169 200V201H168ZM187 200V199H186ZM196 200H198V201H196ZM227 200V201H226ZM237 200V199H236ZM249 200H250V202H249ZM260 200V201H259ZM3 201H5V202H3ZM53 203H52V202ZM66 203H65V202ZM74 201V202H73ZM77 201V202H76ZM79 201V202H78ZM147 201V202H146ZM182 201V203H183V200H180V202ZM209 201V203H207ZM213 201V202H212ZM238 201V200H237ZM250 204L249 206L250 207H247L248 206V204H247V202ZM259 201V202H258ZM8 202V203H9ZM139 202H140V204H139ZM151 202V203H150ZM171 202V203H170ZM215 202V203H214ZM217 202H219V203H221L222 204V206L221 205H216V203ZM227 202V204L225 205V206H227L228 208H229V204L228 203H230V209H228V208H225V209H228V213L227 212H225L226 210H223V205L225 204ZM233 202V203H232ZM43 203V204H42ZM65 204V206H64V204ZM78 203H79V205H78ZM148 203H149V205H148ZM10 204V203H9ZM9 204H7V205H9ZM40 204V205H39ZM148 206H146V205ZM173 204V205H172ZM2 205V206H1ZM76 205H78V206H76ZM139 205H140V207H139ZM145 205V206H144ZM175 205V206H174ZM180 205H182V204H180ZM185 205V204H184ZM243 205V204H242ZM55 206V207H54ZM69 206H71V207H69ZM141 206H143L142 208L143 209H141ZM208 206H211V211L213 210H219L218 212H220V214L219 215H221V216H218V217H215V216H213V211L211 212H209V210H210V208L208 209L207 207ZM244 206V205H243ZM258 206H261V207H258ZM262 206L263 205H261V204H257V208H254V211L255 210H257L258 208H262ZM46 207V208H47ZM51 207V208H50ZM57 207V208H56ZM67 207V209H65ZM145 207V208H144ZM223 207V208H222ZM5 208H7V207H5ZM42 208V209H41ZM47 208V209H48ZM80 209H81V206L79 207ZM162 208L160 209V210H162ZM170 208V209H169ZM247 208V209H246ZM37 209V208H36ZM48 209V210H49ZM55 209V210H54ZM65 209V210H64ZM5 210V209H4ZM39 210H38V212H39ZM230 210H232L231 211V213L229 214V212H230ZM253 210V209H252ZM3 211V210H2ZM68 211H70V212H68ZM253 211V212H254ZM263 211V212H262ZM262 213H264V210L262 209ZM54 212V213H53ZM72 212H74V213H72ZM162 212L163 211H161L160 213H161V215H163L162 214ZM209 212V213H208ZM217 212V211H216ZM233 212V213H232ZM250 212V213H249ZM258 212H259V209H258ZM41 213V212H40ZM52 213V214H51ZM77 213V214H76ZM255 213H257V211H255ZM255 213H253L254 215H255ZM261 213V217H260V212H259V214H258V216L260 217V219L262 220V217L264 216L263 214ZM3 215V213H1V211H0V216H1V218H0V222H1V219L3 218L2 217V215ZM68 214V215H67ZM73 214H75V217L73 216ZM226 214H228L229 215V218L231 217V219H229V218H227L228 217V215H226ZM247 214V215H248ZM60 215V216H59ZM71 215H72V218H71ZM251 215V214H250ZM55 216V217H54ZM143 216H147L146 218H143ZM159 216V215H158ZM225 216V217H224ZM70 217V218H69ZM74 217V218H73ZM179 216H176V218H178ZM190 217V218H189ZM188 217V220H192V221H189V223L188 224H185V229L186 230H188L189 231V229H190V225L193 223V219H194V216L193 215H190ZM193 217V218H192ZM221 217V218H220ZM60 218V219H59ZM219 218V219H218ZM264 218V217H263ZM53 219H55V220H53ZM74 219H76V220H74ZM175 218L173 217L171 220L172 221H170V223H172L173 222V225H178V221H176L175 222V220H174ZM233 219V220H232ZM179 220V219H178ZM250 220V221H249ZM53 221L55 222V223H53ZM77 221V222H76ZM224 221V222H223ZM226 221V222H225ZM251 222V223H249V224H247V226H246V223H248V222ZM52 222V223H51ZM168 222V223H167ZM178 222V223H177ZM192 222V223H191ZM228 222V223H227ZM230 222H231V224H230ZM234 222H236V223H234ZM238 222V223H237ZM261 222H263L264 223V219H263V221H261ZM149 223V224H150ZM160 223L162 224L163 223V225L165 224V230H166V228H167V226H169L168 224H170L169 223V221H165V222H159L158 223V225L160 226ZM226 225H225V224ZM236 224V225H234V224ZM243 223H245V224H243ZM253 223V224H252ZM233 224V225H232ZM239 224V225H238ZM50 225H52L51 227H50ZM57 225V226H56ZM64 225V226H63ZM66 225V226H65ZM156 226V224H152V225H150V228L153 226V228L155 229V231L153 232L152 231V233H150L151 235L149 236L151 239H149L148 238V240L149 241H151L152 243H146V247H145V250H144V252H142V251H140V252H138L137 253V255L139 254V257H141V256H146L145 258H147V262H149L150 264H177V263H180V261L181 260H187V261H189V262H191V260H194V259H192V257H193V252H192V248H191V245L192 244H190L189 243V245L188 244H186L185 245V249H186V252H187V254H182V253H180V246H178L179 245V242H180V240L181 239H179L181 236H180V234H179V232H180V227H181V229H182V224H180V227L179 226H177L178 227V229H179V231L177 230V227L175 226V228L176 229H174V230H176V232H174L173 230H171L172 229V227H173V225H171V229L170 228H168L169 230H171L172 232H170L169 231V233H167V235H165V236H161V235H159V236H157L158 234H160V232H162L163 230H162V228L164 229V227H162V225L160 226V232H158V231H156V230H158L159 228H157V227H159V226ZM167 225V226H166ZM193 225V224H192ZM219 227H218V226ZM156 226V227H155ZM213 226V227H214ZM225 226H231V229L229 230V232L227 231V233H230V231H233V233L234 232H237L236 234L237 235H239L240 236V238L242 239V241L243 242H245V241H251V238L250 237H255L256 236V234H257V238L255 237V239L256 240H258V241H256V243L255 244H257V242H260V243H258V245L256 246L257 248H255V250L253 249V246H251L253 243L251 242V245H249V242L247 243V242H245V243H247L246 245H249L248 247H250L251 246V248H248V250L246 251V249H247V247L246 246H244V247H246L245 249H244V247H243V250H244V253H242L243 252V250H242V252L240 253L241 255H238V256H235V257H231L232 256V254L227 258V256L229 255V253L228 252H226L225 250H226V246L229 244H231L230 243V240L228 241L227 239H229L230 237V235L229 234H227L226 236L228 237V238H226L224 235V233H225ZM234 226L235 227H237V228H234ZM75 227V228H74ZM170 227V226H169ZM188 227V228H187ZM204 227V226H203ZM227 227H226V229H227ZM245 227V228H244ZM60 228V229H59ZM67 228V229H66ZM152 228V229H153ZM206 228V227H205ZM210 228H211V226H210ZM235 229V231H234V229ZM238 228H240V229H238ZM244 228V229H243ZM253 228V229H252ZM255 228V229H254ZM185 229H182V231H185ZM237 229H238V231H237ZM242 229H243V231H242ZM252 229V230H251ZM51 230V231H50ZM151 230V229H150ZM162 230V231H161ZM164 230V231H165ZM207 230V229H206ZM206 230H204V231H206ZM211 230H212V228H211ZM248 230V231H247ZM251 230V231H250ZM58 231H60V232H58ZM66 231V232H65ZM258 233H257V232ZM36 233H37V231H35ZM35 232H33V233H35ZM54 232V233H53ZM151 232V231H150ZM186 232V231H185ZM208 232H209V230H208ZM207 232V233H208ZM238 232H240V234H238ZM253 233V236H252V234L251 233ZM260 232H262V233H260ZM38 233H40V231L38 232ZM38 233H37V235H38ZM50 233V234H49ZM171 233V237H170V234ZM174 233H176V234H174ZM177 233H178V235H177ZM188 233V232H187ZM232 233V232H231ZM243 233H245L244 235H243ZM249 233V234H248ZM256 233V234H255ZM59 235V236H56V235ZM72 234V235H71ZM260 234V235H259ZM169 235V236H168ZM176 237L177 236V238L179 239H176L174 236ZM182 235V234H181ZM210 236H211V233L209 234ZM259 235V236H258ZM39 236H40V234H39ZM39 236H37V237H39ZM183 237H186V234H183L182 235ZM243 236L245 237V239L243 238ZM62 237H64V238H62ZM158 237V238H157ZM254 237L252 238V240H254ZM260 237V238H259ZM40 238H41V236H40ZM52 238H50L51 239V241H54V240H52ZM170 238V239H169ZM173 238H174V240H173ZM182 238V237H181ZM250 238V239H249ZM77 239V240H76ZM175 239H176V242L178 243V244H176V242H175ZM211 239H212V241H211ZM231 239V238H230ZM244 239V240H243ZM259 239H260V241H259ZM37 240V239H36ZM170 240H172V241H174V242H171ZM206 241V242H205ZM229 242V243H228ZM70 243H72L71 245H70ZM74 243V244H73ZM171 243V244H170ZM201 243H197L195 246L198 248V245H199V247L201 246ZM228 243V244H227ZM154 244V245H153ZM154 247V249L152 248V246ZM222 245V246H221ZM151 246V247H150ZM166 246H167V248H168V246H169V248L167 249L166 248ZM254 246V247H255ZM69 247V248H68ZM224 247H226V248H224ZM178 249V250H177ZM216 249H218V250H216ZM251 249V250H250ZM71 250V249H70ZM69 250V251H70ZM147 250V251H146ZM164 250V251H163ZM207 250H208V248H207ZM254 250V251H253ZM263 250V251H262ZM149 251V252H148ZM155 251L157 252V253H155ZM225 251V252H224ZM228 251V250H227ZM250 251H252V252H250ZM153 252V253H152ZM166 252V253H165ZM143 253V254H142ZM189 253V254H188ZM260 253V254H259ZM142 254V255H141ZM147 254V255H146ZM192 254V255H191ZM136 255V256H137ZM149 255V256H148ZM191 255V256H190ZM197 256V257H198ZM239 256H242L241 257V259H240V257ZM249 256V257H248ZM194 257H196V255H194ZM239 257V258H238ZM246 259H245V258ZM142 258V257H141ZM144 258V257H143ZM142 258V259H143ZM218 258V259H217ZM220 258H222L221 260H220ZM227 258V259H226ZM135 260H136V258H134ZM149 259V260H148ZM203 259H206V260H204L203 261ZM237 260V261H236ZM245 260V261H244ZM246 260H248L247 262H246ZM256 260H258V261H256ZM209 261H210V263H209ZM188 262V263H189ZM225 262V263H224ZM133 263V262H132ZM135 263V262H134ZM133 263V264H134ZM185 264H188L187 262H184ZM183 263V264H184ZM191 263H193V262H191ZM191 263H189V264H191ZM243 263V264H244ZM142 264H145V263H142ZM249 264V263H248ZM261 264V263H260Z\"/></svg>","mask_w":264,"mask_h":264}]
</instances>
